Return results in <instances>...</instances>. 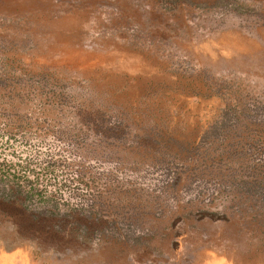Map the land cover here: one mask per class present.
Segmentation results:
<instances>
[{"label": "rangeland", "instance_id": "374dc122", "mask_svg": "<svg viewBox=\"0 0 264 264\" xmlns=\"http://www.w3.org/2000/svg\"><path fill=\"white\" fill-rule=\"evenodd\" d=\"M25 166L94 211L0 199V264H264V0H0V168Z\"/></svg>", "mask_w": 264, "mask_h": 264}, {"label": "trees", "instance_id": "16d2710c", "mask_svg": "<svg viewBox=\"0 0 264 264\" xmlns=\"http://www.w3.org/2000/svg\"><path fill=\"white\" fill-rule=\"evenodd\" d=\"M32 170L28 166L22 167L12 172L11 168H0V199L21 204L25 210L31 211L35 218L51 217L56 218L57 223H64L68 218L78 216L91 217L93 206L85 207V204H69L63 200L64 191H61L58 175L53 176L49 167L43 168L42 174L31 178ZM264 196V190H263ZM66 206H68L66 208ZM86 211L90 212L87 215ZM109 224V223H108ZM105 224L97 227H90L87 223L75 220L72 225H76L74 231L77 238L88 242L92 239L102 240L108 236H130L126 232H121V228L115 224ZM58 228L60 226H57ZM142 231V230H141ZM140 230H135L137 236H141Z\"/></svg>", "mask_w": 264, "mask_h": 264}]
</instances>
